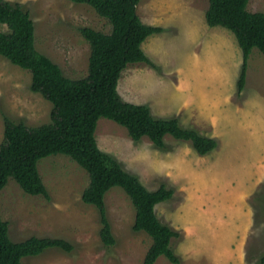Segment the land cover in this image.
Instances as JSON below:
<instances>
[{"label":"rangeland","instance_id":"1","mask_svg":"<svg viewBox=\"0 0 264 264\" xmlns=\"http://www.w3.org/2000/svg\"><path fill=\"white\" fill-rule=\"evenodd\" d=\"M6 1L30 15L36 49L65 77L86 75L89 45L79 28L108 33L105 18L70 0ZM207 6L208 0H140L141 21L163 30L142 42L150 63L127 64L117 91L127 102L148 106L155 118L176 117L181 127L214 137L216 148L199 155L190 142L169 135L159 148L145 136L132 140L105 117L97 119L94 138L147 190L163 185L173 191L155 205V214L178 232L170 242L178 264H264V54L251 50L245 86L238 91L241 50L230 31L206 24ZM246 10L264 13V0H248ZM30 78L28 70L0 55V142L5 117L29 127L50 121L51 104L30 90ZM37 170L48 199L25 193L12 177L0 192L9 238H59L72 249L47 248L23 257V264H142L151 239L133 230L135 210L120 188L104 196L114 237L106 246L98 209L81 198L87 172L64 154L40 158ZM153 264L175 263L159 256Z\"/></svg>","mask_w":264,"mask_h":264},{"label":"trees","instance_id":"2","mask_svg":"<svg viewBox=\"0 0 264 264\" xmlns=\"http://www.w3.org/2000/svg\"><path fill=\"white\" fill-rule=\"evenodd\" d=\"M90 6L111 25L108 33L81 27L79 32L89 45L87 73L70 79L48 56L39 52L34 43V24L18 3L0 0V55L9 63L30 72L29 88L50 102V121L35 127L7 117L3 119L0 142V192L12 177L27 194L48 199L47 190L37 170L40 158L64 154L84 169L89 178L81 198L98 209L100 238L106 246L114 244L107 220L104 196L113 187L120 188L135 210L133 230L144 231L151 239L142 264H153L159 256L178 264L179 257L171 248V239L178 232L159 221L155 205L167 201L172 190L160 185L147 190L140 180L121 167L117 160L102 152L96 144L94 131L99 117L108 118L124 127L128 136L138 141L145 136L154 146L164 147L163 137L188 141L199 155L217 146L214 137L195 129L183 128L176 117L155 118L145 104L122 99L117 91L120 73L127 64L150 63L142 50V42L162 32L160 26L147 25L136 12L140 0H70ZM248 0H208L204 19L209 27L219 26L230 31L242 53L237 89L245 86L247 58L253 48L264 54V13L246 10ZM47 248L69 252L66 240L31 236L12 241L8 224L0 216V264H23L21 259L35 256ZM264 263V254L260 257Z\"/></svg>","mask_w":264,"mask_h":264},{"label":"crops","instance_id":"3","mask_svg":"<svg viewBox=\"0 0 264 264\" xmlns=\"http://www.w3.org/2000/svg\"><path fill=\"white\" fill-rule=\"evenodd\" d=\"M237 263V262H236ZM188 264V263H187ZM217 264H221L220 262L217 261ZM238 264V263H237Z\"/></svg>","mask_w":264,"mask_h":264}]
</instances>
